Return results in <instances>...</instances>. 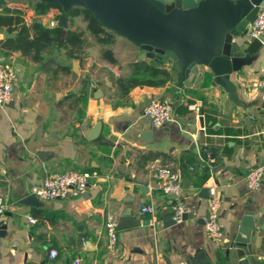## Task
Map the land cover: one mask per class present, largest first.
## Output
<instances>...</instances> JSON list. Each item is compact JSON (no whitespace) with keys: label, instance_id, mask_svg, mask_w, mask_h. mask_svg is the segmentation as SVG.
<instances>
[{"label":"crops","instance_id":"crops-1","mask_svg":"<svg viewBox=\"0 0 264 264\" xmlns=\"http://www.w3.org/2000/svg\"><path fill=\"white\" fill-rule=\"evenodd\" d=\"M8 6L24 9L29 25L55 20L60 11L38 15L31 5ZM77 19L86 29L81 16L68 20L67 27L76 28ZM6 29L0 30V61L14 60L17 82L12 102L0 106V195L10 207L2 222L6 234L0 236V264H264V178L260 188L251 190L245 181L251 169L264 165V89L259 85L264 46L252 64L231 75L239 96L232 101L213 84L207 66L198 64L185 75L166 55L144 51L118 34L110 46L117 64L102 56L103 45L90 35L83 62L69 58L63 48L44 51L38 62L5 49ZM122 41L137 53L133 61L118 56L116 42ZM140 60L167 69L171 79L121 93L119 78L137 76ZM208 75L212 79L205 87ZM158 96L174 101L175 120L155 129L143 108ZM99 122L101 135L88 139L87 130ZM144 132L151 135L141 138ZM203 150L213 170L202 166ZM160 165L180 173L182 198L192 217L173 221L172 198L156 189L153 177ZM67 170L94 174L82 196L23 202L34 185ZM214 184L222 202L223 236L217 242L208 238L204 224L208 189ZM144 204L156 207L155 216L142 212ZM246 212L254 213L262 231H252L249 243L239 245L234 237ZM109 213L119 223L114 248L106 234ZM30 216L37 221L29 223Z\"/></svg>","mask_w":264,"mask_h":264},{"label":"water","instance_id":"water-1","mask_svg":"<svg viewBox=\"0 0 264 264\" xmlns=\"http://www.w3.org/2000/svg\"><path fill=\"white\" fill-rule=\"evenodd\" d=\"M38 1L59 7L62 11L58 18L60 27L68 26L69 17L65 12L82 7L116 35L127 38L151 54L158 52L166 55L175 69L185 75H189L190 70L198 64L207 66L213 84L226 90L232 101H239V96L231 75L252 64L258 58L257 52L264 46V36L251 38L248 34V28L257 18L264 0ZM4 33L5 38L16 36L8 29ZM145 55V52L142 53L143 57ZM77 69L78 63L75 62L74 70ZM251 119V115L246 117L247 127ZM101 130L102 122H99L87 130L86 136L96 140ZM150 135V132H144L141 138L146 139ZM39 156L42 157L43 153ZM23 202L41 203L34 194ZM189 217H192L191 213L183 214V219ZM126 223L123 221L121 227ZM0 226V236H4L6 228L2 224ZM252 231L260 232L262 228L256 224L254 213L246 212L235 234L236 242L239 245L249 243L248 237Z\"/></svg>","mask_w":264,"mask_h":264},{"label":"built area","instance_id":"built-area-1","mask_svg":"<svg viewBox=\"0 0 264 264\" xmlns=\"http://www.w3.org/2000/svg\"><path fill=\"white\" fill-rule=\"evenodd\" d=\"M45 23L50 27L59 25L58 18ZM248 34L251 38L264 36V5L261 6L257 18L249 26ZM16 68L14 60L7 58V60L0 61V106L6 107L13 100V92L17 82ZM264 89V79L259 84ZM144 116L150 121L153 128H161L175 120L174 117V101L169 97L158 96L152 99L143 108ZM206 150L199 152V157L203 167L214 169L208 157L205 156ZM194 169V167H192ZM94 174L91 172H79L77 170H67L64 173L48 176L43 182L34 185L32 194H34L40 201H48L52 199H62L68 196L78 197L82 196L89 188ZM156 189L161 190L165 195L172 198L171 212L174 221H181L183 214L189 211V207L184 203L182 198L183 185L181 184V175L175 171L172 166L160 165L155 168L153 172ZM264 165L257 166L247 174L245 181L248 188L257 189L263 184ZM209 209L205 217V228L208 238L217 242L223 236V228L220 219L221 213V195L217 184L209 187ZM9 203L0 195V225L2 224L7 211L9 210ZM143 213L155 216L156 207L153 205L144 204L141 208ZM29 223H35L37 219L33 216L28 218ZM106 234L109 241V247L114 248L118 243L119 223L118 220L111 214H107L105 219ZM1 228V226H0ZM58 254L57 250L51 251V256L55 257ZM74 264H80L79 260H75Z\"/></svg>","mask_w":264,"mask_h":264},{"label":"trees","instance_id":"trees-1","mask_svg":"<svg viewBox=\"0 0 264 264\" xmlns=\"http://www.w3.org/2000/svg\"><path fill=\"white\" fill-rule=\"evenodd\" d=\"M2 1V0H0ZM35 13L43 15L52 8H59L57 5L41 2L38 0H30ZM69 20L72 21L76 17H82L87 23L86 29L69 27H50L38 20H34L32 24L24 22V9L4 6L0 12V30L8 28L12 32H16V36L13 38H7L4 42L5 49L13 51H21L23 55H28L35 61H42L43 53L50 49H65L69 58L78 59L83 62L87 55L86 48L90 45V35L96 43L103 45L102 56L117 64V58L114 56L113 50L110 48L116 41V34L111 30L103 27L94 15L87 9L82 7H75L69 12H65ZM65 68V67H64ZM66 69V68H65ZM70 69V68H69ZM137 76L130 78L120 77L118 80V87L121 93L128 94L131 88L137 85H152L156 86L164 84L171 79L172 74L164 68H160L153 64H148L144 60L137 61L135 64ZM140 71L148 73L155 78L156 76H162L161 79L152 80V78H143ZM211 76H207L204 86H208L211 83ZM85 94L89 91V80H85ZM88 95L83 97L84 105L86 106ZM160 154L159 152L155 155ZM146 158H151L152 155H145Z\"/></svg>","mask_w":264,"mask_h":264},{"label":"rangeland","instance_id":"rangeland-1","mask_svg":"<svg viewBox=\"0 0 264 264\" xmlns=\"http://www.w3.org/2000/svg\"><path fill=\"white\" fill-rule=\"evenodd\" d=\"M12 3L14 4H18V5H32V3L30 2V0H2L0 1V12L2 11V8L6 5H11ZM21 3H24V4H21ZM25 7V6H24ZM77 27L76 28H82L83 26L81 25L82 22L80 19H77ZM84 25V23H83ZM75 27V26H74ZM89 39V38H88ZM92 43V42H90ZM116 45H117V53H118V56L123 59L124 62L126 61H133L134 59L137 58V53L136 54H133V52H131V50L129 49L128 47V44L126 41H122V42H116ZM93 46L94 47H98L96 44L93 43Z\"/></svg>","mask_w":264,"mask_h":264}]
</instances>
